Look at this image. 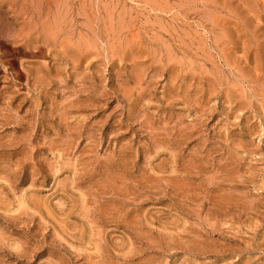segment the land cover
Listing matches in <instances>:
<instances>
[{"label": "rangeland", "instance_id": "1", "mask_svg": "<svg viewBox=\"0 0 264 264\" xmlns=\"http://www.w3.org/2000/svg\"><path fill=\"white\" fill-rule=\"evenodd\" d=\"M0 264H264V0H0Z\"/></svg>", "mask_w": 264, "mask_h": 264}]
</instances>
